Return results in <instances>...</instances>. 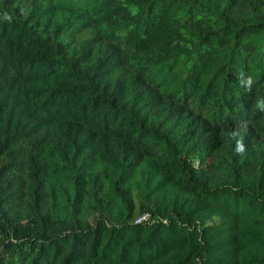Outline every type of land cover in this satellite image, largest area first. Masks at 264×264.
Returning a JSON list of instances; mask_svg holds the SVG:
<instances>
[{
  "label": "trees",
  "instance_id": "16d2710c",
  "mask_svg": "<svg viewBox=\"0 0 264 264\" xmlns=\"http://www.w3.org/2000/svg\"><path fill=\"white\" fill-rule=\"evenodd\" d=\"M0 264H264V0H0Z\"/></svg>",
  "mask_w": 264,
  "mask_h": 264
},
{
  "label": "built area",
  "instance_id": "2783aa9c",
  "mask_svg": "<svg viewBox=\"0 0 264 264\" xmlns=\"http://www.w3.org/2000/svg\"><path fill=\"white\" fill-rule=\"evenodd\" d=\"M141 220H145V216H141V217L137 218L134 222H139Z\"/></svg>",
  "mask_w": 264,
  "mask_h": 264
}]
</instances>
